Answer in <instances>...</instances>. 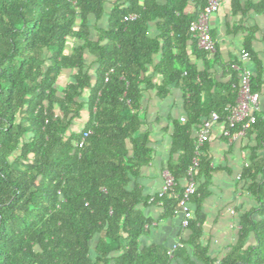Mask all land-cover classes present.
Returning a JSON list of instances; mask_svg holds the SVG:
<instances>
[{"label":"trees","instance_id":"obj_1","mask_svg":"<svg viewBox=\"0 0 264 264\" xmlns=\"http://www.w3.org/2000/svg\"><path fill=\"white\" fill-rule=\"evenodd\" d=\"M123 1L115 0L107 12L105 0H0V264L171 260L168 247L141 245L148 218L138 205L149 197L130 186L152 157L139 111L141 84L151 85L143 76L146 67L160 53L154 65L161 75L157 96L171 86L183 90L185 120L173 119L171 129L172 150L179 154L166 166L175 185L153 196L164 215L181 210L195 152L192 130L211 111L226 122L225 107L237 98L240 77L231 69L220 83L207 65L199 69L190 61L189 46L208 61L210 51L199 48L189 30L207 0ZM106 12L107 26L91 38L89 15ZM130 13L136 17L125 20ZM151 22L157 35L149 34ZM69 38L80 40L70 50ZM86 51L95 57L94 76L85 69ZM64 69L75 72L60 85ZM259 84V73L252 74V91ZM84 106L88 120L77 130L73 123ZM251 128L259 130L257 146L264 148V121L256 117ZM83 130H89L85 137ZM206 147L204 142L193 171L197 184L189 202L196 208L186 228L193 255L202 264H216L200 241L199 204L212 171ZM243 175L252 179L257 203L241 215L239 239L219 264H264V157L252 160ZM249 232L255 243L244 248Z\"/></svg>","mask_w":264,"mask_h":264},{"label":"crops","instance_id":"obj_2","mask_svg":"<svg viewBox=\"0 0 264 264\" xmlns=\"http://www.w3.org/2000/svg\"><path fill=\"white\" fill-rule=\"evenodd\" d=\"M114 1L105 0L107 12ZM119 2L125 3L123 0ZM188 8L191 9L190 6ZM107 12L99 18L89 15L91 38L96 39L98 29L107 26ZM207 20L215 49L210 51L207 55L208 61H205L196 57L189 46L187 49L190 61L199 69L207 65L208 71L220 83L228 81L231 69L235 70L239 77L244 68L248 69L251 75L259 73L260 84L257 91L259 99L255 115L264 121V0H221L218 8ZM149 34L152 36L158 34L154 22L149 25ZM79 42L80 40L69 38L66 47L70 50ZM242 50L248 52L247 57L242 55ZM84 57L85 69L94 76L97 66L94 55L86 51ZM159 58L160 53L154 54L153 61L146 67L143 76L149 78L151 85L141 84L142 98L139 108L143 117L141 130L147 131L149 135L152 157L140 168L138 176L130 183V186H136L144 197H149L146 202L138 205L143 215L148 218L140 243L143 246L161 244L172 249L169 264H202L193 255L188 243L190 232L181 225V210L172 215H164L161 204L150 200L162 185L163 171L167 169L168 161L179 154L178 151L172 150L171 129L173 119L184 116L181 88L171 86L165 96H157L155 85L160 83L161 75L155 72L154 65ZM74 72L71 69H64L59 75L58 84L70 82ZM87 120L88 111L84 106L80 117L75 118L73 128L80 130ZM223 125L222 121L214 122L206 141L205 155L210 160L212 171L205 184L207 194L199 204L203 214L200 241L216 264H219L237 243L241 215L257 203L249 188L252 179L245 177L243 170L252 163V160L264 157V148L257 146L258 129L250 127L243 135L227 138L222 134ZM199 129L200 126L192 130L194 138ZM256 177L260 179L261 174L258 173ZM204 181L205 179L201 178L199 183ZM189 206L193 214L196 204L189 202ZM254 243V233L249 232L245 238L244 248Z\"/></svg>","mask_w":264,"mask_h":264},{"label":"built area","instance_id":"obj_3","mask_svg":"<svg viewBox=\"0 0 264 264\" xmlns=\"http://www.w3.org/2000/svg\"><path fill=\"white\" fill-rule=\"evenodd\" d=\"M221 0H207L203 9L198 13L195 19L191 20L189 23V30L192 33V36L195 37L197 46L199 48L214 51L215 42L211 36L209 25H208V16L214 12ZM135 13H130L124 15V19L135 18ZM242 55L244 57L248 56V52L242 50ZM250 71L244 68L240 74V87L238 96L233 103L226 105V122H223L222 134L235 138L238 135H243L246 133L252 124L256 120L255 111L258 108V99L259 94L257 91H252L250 86ZM181 121L185 120V116L180 117ZM219 120V115L216 111H211L209 116L204 117L200 129L195 138V152L192 158V163L188 167L187 175L188 179L180 193V205L182 212L181 225L186 227L189 219L192 217V211L189 206V200L191 195L196 191V182L193 179V171L198 165L199 154L201 146L204 142L208 141L211 125L214 122ZM89 130H83L82 136L85 137ZM82 144V140L78 143ZM175 185V180L172 174L168 169L163 171V182L160 189L155 194L158 197L163 196L167 192L172 191L173 186ZM150 200H153V197H150ZM172 249H169L171 253Z\"/></svg>","mask_w":264,"mask_h":264}]
</instances>
